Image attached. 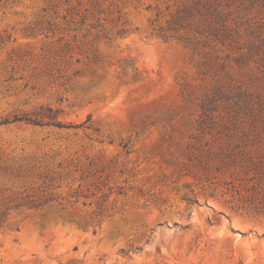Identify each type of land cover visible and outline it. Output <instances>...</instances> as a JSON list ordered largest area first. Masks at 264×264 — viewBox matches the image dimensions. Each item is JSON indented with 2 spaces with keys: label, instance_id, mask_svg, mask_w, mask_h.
I'll use <instances>...</instances> for the list:
<instances>
[{
  "label": "rangeland",
  "instance_id": "374dc122",
  "mask_svg": "<svg viewBox=\"0 0 264 264\" xmlns=\"http://www.w3.org/2000/svg\"><path fill=\"white\" fill-rule=\"evenodd\" d=\"M0 264H264V0H0Z\"/></svg>",
  "mask_w": 264,
  "mask_h": 264
},
{
  "label": "trees",
  "instance_id": "16d2710c",
  "mask_svg": "<svg viewBox=\"0 0 264 264\" xmlns=\"http://www.w3.org/2000/svg\"><path fill=\"white\" fill-rule=\"evenodd\" d=\"M179 17H181V15H179ZM179 17L177 18V20H180ZM219 18H221V17L220 16H217L216 19H215V21L218 20ZM218 30H219V28H217V31ZM223 35L227 36L226 33L223 34ZM207 110H209V109H207ZM23 119H25L28 122L33 123V124H40L41 123L40 120H38V119H30L29 117H17V118H15V120H23ZM5 122H7V121H5ZM58 124L60 125V123H58Z\"/></svg>",
  "mask_w": 264,
  "mask_h": 264
}]
</instances>
